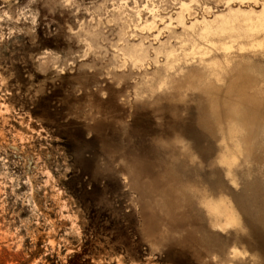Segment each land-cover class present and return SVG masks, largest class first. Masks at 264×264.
Masks as SVG:
<instances>
[{
    "label": "rangeland",
    "instance_id": "1",
    "mask_svg": "<svg viewBox=\"0 0 264 264\" xmlns=\"http://www.w3.org/2000/svg\"><path fill=\"white\" fill-rule=\"evenodd\" d=\"M262 10L0 0V264H264V133L240 132L228 176L196 88L211 71L225 92L240 68L264 70V29L200 37ZM201 192L227 196L240 225L213 228Z\"/></svg>",
    "mask_w": 264,
    "mask_h": 264
},
{
    "label": "bare ground",
    "instance_id": "2",
    "mask_svg": "<svg viewBox=\"0 0 264 264\" xmlns=\"http://www.w3.org/2000/svg\"><path fill=\"white\" fill-rule=\"evenodd\" d=\"M254 18L256 19L253 20ZM239 28L241 30L242 28L245 29L244 32L247 30L264 29V10H262L256 17L243 16L241 18L236 12L229 13V15L222 18L221 21H219V25L214 28L209 24H205L202 28L204 32L200 33V37L209 43L212 36L224 34L228 31ZM263 39L264 38H262V40ZM262 40H260V42ZM258 43L259 41L257 44ZM258 45L264 47V42ZM229 49H231L229 46L225 47V50ZM243 72L246 74V78L231 83L225 92L220 87L221 85L219 84V81H222V78L218 72L211 71L207 75L197 78L198 81L196 88L203 97L201 103L203 121L208 127H211L216 131L219 139L224 141V150L220 154L219 161L226 166L228 176L230 175V169L236 163L241 152L242 145L238 139L240 132L243 130H250V133L252 134H257L259 131L264 133L263 100H261V96L256 98L248 93L249 89L254 88L258 95H264V70L254 71V75L251 76L246 73L250 71L240 68L238 73L242 75ZM165 85L166 79H163V81L158 83V87ZM228 140H232V143H229ZM244 143L247 144V142ZM201 193V198H199L200 203L208 215L211 221L210 224L213 228L223 231L227 228L240 225L237 212L227 196H224V194L220 195V193L217 199H213L205 193ZM206 193L208 194V192ZM188 199H190V197ZM240 249L237 244L233 243L229 250V255H232L233 257L241 255L242 252Z\"/></svg>",
    "mask_w": 264,
    "mask_h": 264
}]
</instances>
